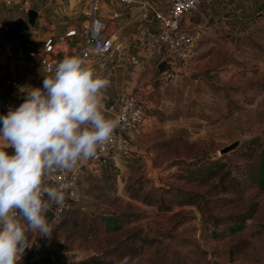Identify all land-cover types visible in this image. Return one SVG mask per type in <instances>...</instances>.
Here are the masks:
<instances>
[{
  "label": "rangeland",
  "instance_id": "obj_1",
  "mask_svg": "<svg viewBox=\"0 0 264 264\" xmlns=\"http://www.w3.org/2000/svg\"><path fill=\"white\" fill-rule=\"evenodd\" d=\"M202 1L195 44L165 71L131 40L95 62L111 95L144 103L147 123L128 158L81 165L82 200L50 221V237L29 234L19 264H264V0ZM79 3L0 0V100L42 87L49 76L25 49L81 26ZM29 9L36 22L13 37ZM215 161L219 174L199 179Z\"/></svg>",
  "mask_w": 264,
  "mask_h": 264
},
{
  "label": "clouds",
  "instance_id": "obj_2",
  "mask_svg": "<svg viewBox=\"0 0 264 264\" xmlns=\"http://www.w3.org/2000/svg\"><path fill=\"white\" fill-rule=\"evenodd\" d=\"M111 81L85 58H64L42 87L0 116V264H19L29 234L51 236L52 205L63 188L47 181L95 158L114 138L123 117L105 107ZM11 149V151H8Z\"/></svg>",
  "mask_w": 264,
  "mask_h": 264
},
{
  "label": "built area",
  "instance_id": "obj_3",
  "mask_svg": "<svg viewBox=\"0 0 264 264\" xmlns=\"http://www.w3.org/2000/svg\"><path fill=\"white\" fill-rule=\"evenodd\" d=\"M202 0H172L170 6L160 9L151 0H80L84 23L70 27L56 38L48 37L40 44L27 47L28 57L36 59L43 74L51 76L56 66L66 57L85 58L87 64L116 58L121 54L129 39L122 19L133 8L147 9L157 27L149 32L143 46L163 56V60L176 64L186 58L196 42L193 21L204 16L201 12ZM24 37L21 43L27 44ZM27 97L13 96L0 100V116L7 114L11 108L19 107ZM105 107L113 117L122 116L123 123L114 135L113 141L95 157L89 159L94 167L118 164L131 156L133 151V134L144 127L148 120V109L133 95L122 97L118 104ZM48 185L63 188L65 200L62 207L52 205L55 218L82 200L79 179L74 171L57 172L48 179Z\"/></svg>",
  "mask_w": 264,
  "mask_h": 264
},
{
  "label": "crops",
  "instance_id": "obj_4",
  "mask_svg": "<svg viewBox=\"0 0 264 264\" xmlns=\"http://www.w3.org/2000/svg\"><path fill=\"white\" fill-rule=\"evenodd\" d=\"M156 6L160 7L162 4V0H151ZM207 1V0H204ZM80 4V3H79ZM170 6V5H169ZM168 6V7H169ZM207 8L209 9V5H207ZM78 9H81L80 6L78 7ZM82 12V10H81ZM121 25L124 26L125 28V33L129 39V41H133L134 44L137 42L143 43L144 40L146 39L147 35L149 34V32L154 31V29L157 27V21H155L152 17L151 14H148L147 9H144L142 7H135L133 8L131 11H128L127 14L125 15V17L122 19V21L120 22ZM194 28V27H193ZM27 50V48L25 49V51ZM153 54H155V52L151 51ZM96 64L91 62V64H89V68L93 71H95V66ZM96 72V71H95ZM110 89H107L106 92V99H105V105L109 106V105H113V104H118V102L120 101L119 96L116 94H110ZM110 91V92H109ZM118 97L117 101H114L115 98ZM0 127H2V125H0ZM93 164L91 163L90 160H87L86 162L82 163L81 165L84 164ZM78 166L74 171V173L78 174V169L81 167Z\"/></svg>",
  "mask_w": 264,
  "mask_h": 264
},
{
  "label": "water",
  "instance_id": "obj_5",
  "mask_svg": "<svg viewBox=\"0 0 264 264\" xmlns=\"http://www.w3.org/2000/svg\"><path fill=\"white\" fill-rule=\"evenodd\" d=\"M39 12L36 9H29L28 10V20L24 17H19L15 20L14 24L9 27V30L13 37L19 36L22 32L28 31L31 28V25H33L37 18H38ZM169 63L167 60H163L159 63V69L161 71H165L169 68ZM238 146V142H234L220 150L221 154H227L228 152L234 150ZM53 211V210H52ZM49 222L55 218L54 212L49 213ZM75 254H72V258L75 259Z\"/></svg>",
  "mask_w": 264,
  "mask_h": 264
},
{
  "label": "trees",
  "instance_id": "obj_6",
  "mask_svg": "<svg viewBox=\"0 0 264 264\" xmlns=\"http://www.w3.org/2000/svg\"><path fill=\"white\" fill-rule=\"evenodd\" d=\"M27 31H24L21 33V35H24ZM218 162H212L209 164V166L205 167L204 166H198L197 171L200 173L199 179H204V178H214L219 174V170L217 167ZM263 174V172H262Z\"/></svg>",
  "mask_w": 264,
  "mask_h": 264
}]
</instances>
